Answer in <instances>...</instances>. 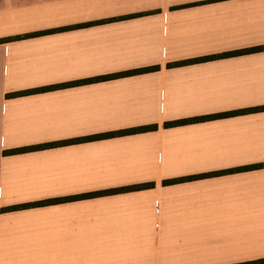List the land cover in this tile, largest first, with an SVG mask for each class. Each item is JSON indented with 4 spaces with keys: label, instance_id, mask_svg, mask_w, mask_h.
Here are the masks:
<instances>
[{
    "label": "crops",
    "instance_id": "obj_1",
    "mask_svg": "<svg viewBox=\"0 0 264 264\" xmlns=\"http://www.w3.org/2000/svg\"><path fill=\"white\" fill-rule=\"evenodd\" d=\"M262 255L264 0H0V264Z\"/></svg>",
    "mask_w": 264,
    "mask_h": 264
},
{
    "label": "trees",
    "instance_id": "obj_2",
    "mask_svg": "<svg viewBox=\"0 0 264 264\" xmlns=\"http://www.w3.org/2000/svg\"><path fill=\"white\" fill-rule=\"evenodd\" d=\"M154 69L155 68L139 69V70L127 72L124 75L145 73V72H149V71L154 70ZM206 119H208V118L204 117V118H196V119L184 120V121L175 122V123H167L166 126H170L172 124L203 121V120H206ZM156 128H157V126L140 127V128H135V129L123 130V131H119V132L102 134V135L94 136V137H92L90 139L110 138V137H115V136H122V135H127V134L151 131V130H155ZM60 144L61 143H55V144L42 145V146H38V147H34V148L17 149V150L11 151L10 153L26 152V151L32 150V149L48 148V147L57 146V145H60ZM254 167H256V166L245 167V168H240V169H234V170L219 172V173H215V174L217 175V174H225V173H229V172H235V171H239V170H249V169L254 168ZM211 175H214V174H208V175H202V176H197V177H189V178L169 180V181H165L164 185L176 184V183H179V182H183L185 180H191V179H195V178H199V177L202 178V177L211 176ZM152 186H154V184L138 185V186H134V187L115 189V190H110V191H105V192L90 193V194L78 195V196H73V197L54 199V200H49V201L40 202V203H36V204L22 205V206L12 207V208H9L7 210H19V209H24V208H30V207H33V206H43V205L54 204V203H59V202H68V201L80 200V199H84V198H91V197H94V196H99V195H104V194H116V193H122V192L134 191V190H141V189L150 188Z\"/></svg>",
    "mask_w": 264,
    "mask_h": 264
},
{
    "label": "snow or ice",
    "instance_id": "obj_3",
    "mask_svg": "<svg viewBox=\"0 0 264 264\" xmlns=\"http://www.w3.org/2000/svg\"><path fill=\"white\" fill-rule=\"evenodd\" d=\"M241 264H264V255L259 256L254 260L241 261Z\"/></svg>",
    "mask_w": 264,
    "mask_h": 264
}]
</instances>
